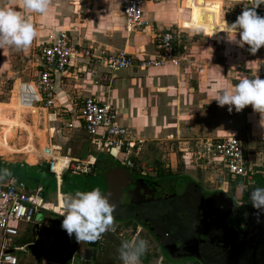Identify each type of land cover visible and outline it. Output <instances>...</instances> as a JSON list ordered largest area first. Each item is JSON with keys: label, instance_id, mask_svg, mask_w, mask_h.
I'll use <instances>...</instances> for the list:
<instances>
[{"label": "crops", "instance_id": "0c3cea01", "mask_svg": "<svg viewBox=\"0 0 264 264\" xmlns=\"http://www.w3.org/2000/svg\"><path fill=\"white\" fill-rule=\"evenodd\" d=\"M125 1L126 0H94L91 2L90 6L87 8L89 15H87L84 23V25L88 27L90 33L88 31H83L80 35V29L76 28L75 35L78 37H75L72 33L74 42L77 43V45L80 44L91 47L97 54L101 51L116 53L119 50H127L132 52L137 59L147 58L148 56L156 54L157 47L155 37L162 31L156 33L155 29H152V25L156 26V28L161 27L160 15L163 14L162 11L168 3L147 0L144 10L148 27L129 31L126 26L123 25L126 22L123 12ZM205 2L206 0L185 1V4L191 9V16L189 21L184 22V25L191 27L193 18L199 22L201 16L206 15L208 17L207 21L201 24V28L206 34L210 35L212 39L216 40L217 48H220V44L223 45L222 34L221 32H216L214 34V31L218 30L216 29L217 25H222L219 24L220 20L225 22L226 25L228 22L223 20L222 11L219 20L214 11L203 6ZM215 2L220 3V9L222 10L223 1L215 0ZM150 3L155 5V9L151 12H149V8H147ZM76 11H74L73 15L77 18L78 15L76 14L78 13ZM226 25L222 26L226 28ZM212 27L213 34H211ZM182 42H184V35ZM181 54L179 51L178 65L169 62L163 67H151L148 69L133 66L124 68L113 74H107L104 65H100L96 60L75 59L69 68L67 77L64 78V82L57 89L58 103L63 108L71 109L75 107L76 103L82 99L83 96L88 95H94L104 102L112 103L119 113L120 122L132 128L133 135L137 139L138 145L144 148V153L146 150L152 153L151 149H153L159 141L164 140L168 142H177L182 145L188 143L192 138L199 137L264 134V126L260 124V114L254 112L251 105L246 106L239 112H237L235 108L229 111L227 105L219 106L218 103L213 100L223 86H231L239 81H235L229 77V74H234V67H231L232 71H230V69L226 71L224 65L220 66L219 64L211 65L209 63L205 65L200 63L188 65L182 63L185 57H183L184 54ZM196 57L198 56H192L190 58L193 59ZM205 70L207 71V75L199 73L205 72ZM190 71L199 73L198 76L195 77V81H191L194 76L189 75ZM225 72H229L227 73L229 79L224 75ZM83 74L85 75L84 77L82 76ZM255 77H258V75L250 71L245 72L242 76V78L249 79ZM261 79H264V77ZM19 84L20 80L18 79L17 86H19ZM37 110L39 109L35 106L23 104L16 95L12 96L10 102L0 101V169H20L25 166L24 164H27L29 168L33 169L41 166L42 169L38 168L35 171L30 170L29 173H32V175L40 174L42 178L49 177L48 173L46 174L44 172L45 169L43 167L45 166H43V164L40 165L43 161H41L42 158H40L39 155H51L52 147L47 143L45 132L39 130L35 126L33 127L25 120V115L27 113L32 112L36 114ZM52 111H48L47 113L51 118H54ZM209 117H211V119L217 118L216 122L206 124V120L210 119ZM55 129H58V125H55ZM24 132H27V136L24 135ZM52 132H54L53 128ZM187 133H189L190 136H186ZM78 135L80 138L79 140L77 139V153L63 158H72L76 160L77 157L83 156V153L86 149L88 151L89 147L91 154L89 153L85 158L79 157L78 161H89L93 164L96 159L95 153L98 152L93 151L94 149L90 146L89 139L86 138L88 136ZM16 138H18V140H16ZM37 139L39 140L40 147L35 145ZM66 139H69V136L65 137V140ZM177 139H181V141ZM11 141L18 142L13 145ZM68 143L66 146L69 149L72 143L69 145ZM74 144L75 143H73V145ZM104 153L105 152H101L100 154L103 155ZM113 153L109 152L108 154L113 156ZM17 154H24L27 157L23 159ZM12 156H14V159L11 158ZM4 157L7 158V160H5ZM151 157H153V155H151ZM62 164V160L59 159L55 167V170L58 171L60 182H62V172L60 171ZM45 168L47 169V167ZM95 170H97L96 167ZM10 178L19 179L17 178V174L14 173H11L9 179ZM39 188L42 189V195L45 199L46 197L44 195H46L45 191H47L48 187L39 184L37 189ZM63 197L64 194L59 191L56 204L47 202V207L51 209L50 212H54V220L52 222L56 223L58 221V226L47 227L45 229V235L41 234L42 236L40 237V234L37 235L31 230L32 234L36 235L35 238L28 239L26 242H31L19 246L28 245L30 249L31 244H36L37 248L40 241H47V238L52 237L51 231L54 228L57 232H60V235L65 232L67 233V231L62 228L63 216L55 213H60L62 211L61 207L55 208L50 206V204H60ZM42 229L40 233H42ZM28 230L29 229H27V231ZM27 235L29 234L27 233ZM26 236L23 234L20 235L19 238L22 239ZM64 242L68 243V238L64 239ZM20 258L19 264H22V257ZM32 258L33 257H29L27 261H31Z\"/></svg>", "mask_w": 264, "mask_h": 264}, {"label": "rangeland", "instance_id": "374dc122", "mask_svg": "<svg viewBox=\"0 0 264 264\" xmlns=\"http://www.w3.org/2000/svg\"><path fill=\"white\" fill-rule=\"evenodd\" d=\"M93 1L94 0H49L50 7L46 16L41 17L39 14H31L28 16L38 32V36L36 39H34L31 46L27 49L22 50H17L13 47H5L4 50L0 49V101H11L12 96H14V93L12 91L14 90L18 79L20 81H29L34 77V74L38 70L40 47L45 41L50 40L58 32L64 30L73 33V35H75L76 28L80 29V35L81 33H83V31L89 32L88 27L84 25V23L86 21L87 15H89L87 8ZM154 1H157L159 3L166 2L168 4L163 9V14L160 15V21L162 23L161 27L156 28V26L151 24L153 26L152 29H155L156 33L161 31H173L174 29L175 31L181 30L184 35V42L181 44V47H179V51L180 54L182 52L181 55L184 54L183 57L187 59L184 58L182 63L188 65L200 63L205 65L209 63L211 65L219 64L220 66L224 65L226 71L228 69L232 71L231 67H234V74H229V77H231L235 81L242 79L243 74L248 71L258 75L261 78L264 77V47H261L255 54H252L250 51H248L247 46H245L244 48H240L236 44L228 42L226 39L227 34L221 32L223 37V45L220 44V48H217L216 40L212 39L211 36L206 34L203 30L199 32L193 31L190 26L184 25V22L189 21L191 16V9L185 4L186 0ZM222 1V10L220 9V3L215 2V0H206L203 6L214 11L219 20L222 11L223 20H226L229 24L234 22L237 16L243 11L245 5L250 6L251 2V0ZM19 5L20 0H0V7L10 6L15 8L17 11H22ZM148 5L149 6L147 8H149V12L155 9V5H153L152 3ZM263 7L264 5H261L256 9L257 13L261 16H264ZM74 11L78 13L76 14L78 15L77 18L73 15ZM219 24L226 25V23L222 22L221 20ZM123 25L126 26V22ZM211 34H213V27ZM75 37L78 36L75 35ZM192 56L198 57L191 59L190 57ZM199 73L207 75L206 70L205 72ZM199 73L190 71L189 75L194 76L191 81H195V77H197ZM227 73L225 72L224 75L227 76ZM82 76L84 77L85 75L83 74ZM229 77L227 76V79H229ZM47 112V110L39 109L37 110L36 114L32 112L27 113L25 115V120L28 124L32 125L33 127L35 126L39 130L45 132L47 143L51 147L53 145H61V150L59 151L60 153L68 155L76 154L78 148L77 139L79 140L80 138L78 134H84L81 132H73V130H69L68 127H64L65 124L63 125L61 119H59L57 122H53V118H51V116ZM209 118L210 119L206 120V124L215 123L217 120V118ZM55 125H58L57 130L55 129ZM52 128L54 129V132H52ZM24 135L27 136V132H24ZM247 135L249 134H242L240 136ZM255 135L256 138L252 139L251 137L248 141L249 144L247 150V153L251 155L253 165L252 178H232L226 175H220L217 172H202L189 158V153H187L188 156L186 155V157H184L183 153H181L182 149H184L187 145H181L177 142H168L164 140L159 141V143L156 144L153 149H151L152 153H150V151L148 150H146V152L144 153V148L141 147L139 153L137 155L133 154L134 158H131L132 162H134L133 166H124L114 155L112 156L111 154H106L100 162L99 167L96 168L97 170H95V166L89 172L91 173L93 170L91 174L87 175V173H82L81 175L84 176L83 181L77 179V181H73V185H76V187L80 189V191H88L97 187L101 189L102 187L106 186L107 182H111V188L114 184L112 182L117 181V177L112 176L113 167L117 168V170L119 171L124 170L126 172L127 170L125 168H127L136 175L145 174L146 176H148L150 174H155L156 176L159 175L163 177L168 175L187 176L199 181L208 190L220 191V189H218V185H223L225 191H221L228 193L229 196L233 197L236 203L240 205V207H243V210H246L252 206L249 197V193L251 192V190L256 187H264V134L260 135L258 133ZM67 136H69V139L65 140V137ZM186 136H190L189 133H187ZM16 140H18V138H16ZM67 140L69 141V143ZM17 142L11 141V144H17ZM67 143L68 145L72 143L71 148H67ZM73 143L75 144L73 145ZM35 145L37 147H40L38 139L35 141ZM93 151L98 152L95 153L96 158H98L97 156L101 157V152H106L98 151L95 149ZM89 153L90 149L88 147V151L86 149L83 153V156L79 157L85 158ZM17 155H20V157L23 159H26L27 157L24 154ZM151 155H153V157H151ZM14 156H12L11 158L14 159ZM79 157H77L76 160H79ZM4 159L7 160V158L5 157ZM41 161L43 162H41L40 165L47 162L46 159H42ZM24 165L25 166L21 167L20 169H7L11 173L17 174V178H19L18 180L24 183V186L29 193H36L39 184H42L44 187H48L47 191L44 190L46 194L44 196L46 197V202H52L53 204L57 203V194L59 193V191L62 192L64 196L67 194L65 193L67 187L64 188L63 186V183H65L64 178L68 182L72 179L74 180V176H77V174L69 170L63 176L62 182H60V178L57 179L56 176L50 173L45 167L43 168L48 173L49 177L42 178V175L40 174L32 175V173H29L30 170L35 171L38 168L42 169L41 166L33 169L29 168L27 164ZM8 180L9 177L5 178L2 181L4 182ZM220 180H222V182ZM53 204H50V206L55 208H59V206L61 207V203L58 205ZM40 212L44 214L43 218L45 217V223H50L53 227L58 226V221L56 223L52 222L54 220V212ZM55 213L59 214L58 212ZM22 228L23 230L21 231L20 235L24 234L26 236L27 233L29 235L22 239L19 237L15 238L16 246H19L24 243V241L33 239L36 236V233L32 234L31 232V230H33V226L31 224L25 223L22 225ZM46 228L47 227H43L42 233H40L39 237L45 235ZM27 229H29L30 232L29 230L27 231ZM51 232L52 237L47 238V241H40L35 250H31L28 248L26 251L16 252L18 257H22V264H84L83 259H80L81 254L76 256V258H73V256H71L72 252L75 250L83 254L81 246L85 244L84 241L79 242L77 241L76 237L73 238V235L69 236L66 232L60 235V232H57L55 228L52 229ZM118 233L119 236H122V241L138 237L135 233L134 235L128 234V232L124 230H119ZM141 235L142 234L139 235V238L141 237ZM67 238L69 240L68 243L64 242V239ZM2 241L3 239L0 236V249ZM106 251L110 255L113 253L112 248L109 247ZM149 254L150 256L155 257L153 259L150 258L151 263L149 264H161L160 262L162 261V259H160V253L158 252L156 245L148 242L147 250L142 257L145 258ZM20 257L19 259H21ZM29 257H33L31 261H27L29 260ZM199 262L200 261L195 262V260H189L184 264H200ZM118 264H122V262H119Z\"/></svg>", "mask_w": 264, "mask_h": 264}, {"label": "built area", "instance_id": "2783aa9c", "mask_svg": "<svg viewBox=\"0 0 264 264\" xmlns=\"http://www.w3.org/2000/svg\"><path fill=\"white\" fill-rule=\"evenodd\" d=\"M146 1H125L123 12L129 31L148 27L144 10ZM155 40L156 54L137 59L127 50H119L116 53L101 51L97 54L91 47L77 45L71 32L60 31L41 45L37 72L29 81H20L19 86L16 83L13 95L18 96L25 105L53 110V122L61 119L64 127L88 136L93 149L114 152L121 164L133 166L131 158H134L133 154L139 153L141 146L138 145L132 128L120 122L115 106L94 95H88L83 96L75 107L66 109L58 103L57 89L64 82L75 59L96 60L100 65H104L107 74L133 66L148 69L160 68L169 62L178 65L179 47L183 43L182 31H162L156 35ZM251 137L256 138V135L192 138L185 144L187 146L181 153L184 157L189 153V158L202 172H217L232 178H252L253 165L251 155L247 153ZM60 150L61 145H53L51 155H39L40 158L47 160L48 171L57 179L59 174L55 167L59 159L64 164L60 167L61 176L69 170L75 174L91 171L92 163L72 158L65 159L63 157H68V154L60 153ZM40 211H51L47 207L41 188L37 189L36 193H29L24 183L15 178L0 181V236L3 239L0 264H19L16 252L28 249V245L16 246L14 242L15 238L20 236L23 224H31L37 235L43 227L51 226L50 223H45V217L39 220Z\"/></svg>", "mask_w": 264, "mask_h": 264}, {"label": "flooded vegetation", "instance_id": "af4514ba", "mask_svg": "<svg viewBox=\"0 0 264 264\" xmlns=\"http://www.w3.org/2000/svg\"><path fill=\"white\" fill-rule=\"evenodd\" d=\"M109 152L106 151L104 154ZM104 154L101 157L97 156L98 158L94 160L91 169L95 166L96 168L99 167ZM113 169L117 168L113 167ZM125 169L130 176L127 178V183L121 181L123 191L127 186L134 190L137 187L141 189L147 184L160 185L165 180H182L184 178L185 181L183 182L185 183H183L182 188L187 191L184 190L180 195H171L166 199H158L159 197L155 196L150 198L140 196L138 204L132 206L129 210L127 206L121 207L117 200L118 196L115 197L114 187H116V183L114 182L113 187L110 188L106 181V186L100 190L102 193L107 194L110 201L116 206L113 213L112 229L102 234L97 247H90L85 242L81 246L83 254L75 250L71 255L73 258L81 254L80 259H83L84 264H118L121 262L118 249L122 242V236H119L118 231L124 230L128 234L134 235L135 233L138 237L142 234L143 239L156 245L160 253V259H162L161 264H184L189 260L200 261V264L206 263L202 259L215 260L218 264H264V222L257 223L256 215L250 214L252 206L243 210V207H240L233 197L221 191L224 190L223 185H218L220 191H212L190 177H188L189 179L186 176L179 175L151 177L152 174L148 176L145 174L136 175L127 168ZM81 174V172L77 173L74 180L68 182L64 178L65 183H63V186L64 188L67 187L65 193L75 194L76 191H80L76 185H73V181H77V179L83 181L84 176ZM136 180H139L138 184L134 183ZM196 183L213 194L212 202H209L210 206L213 205L211 212L204 213V211H201L199 206H203V203L199 198L193 197L192 193L190 194L189 190L194 193L192 186ZM163 216L164 220L170 218L171 221H164L166 223L164 224L162 222ZM262 220H264V217H262ZM200 221L204 225V231L208 235L210 243L216 248H213V253L207 252L206 258L205 255H193V253L189 254L183 250L188 244L191 245L197 242L196 228ZM148 222H153L154 225L150 224L149 226ZM108 247L113 250L111 255L106 251ZM150 258L155 257L150 256V254L145 258L141 257V264L151 263Z\"/></svg>", "mask_w": 264, "mask_h": 264}, {"label": "clouds", "instance_id": "9594fccd", "mask_svg": "<svg viewBox=\"0 0 264 264\" xmlns=\"http://www.w3.org/2000/svg\"><path fill=\"white\" fill-rule=\"evenodd\" d=\"M264 5V0H251L250 6L245 5L241 14L234 22L216 32L226 33V39L240 48L247 46L248 51L255 54L264 47V16L257 13L256 9ZM17 11L10 6L0 7V49L13 47L17 50L27 49L31 46L38 32L28 18L31 14L41 17L49 11V0H20ZM27 14V15H26ZM207 16L202 15L198 22L195 18L191 21L193 31H201V24L207 21ZM219 106H228L237 112L251 105L254 112L260 114V124L264 126V79L242 78L234 85L223 86L213 99ZM11 176L8 169H0V181ZM250 203L257 210L256 221L262 223L264 217V187H256L249 193ZM64 217L62 228L69 236L75 235L77 241L95 242L100 236L112 229L113 213L116 210L114 203L100 188L88 191H76L75 194H66L61 202ZM148 247L147 240L133 238L123 240L118 249L122 264H141V257Z\"/></svg>", "mask_w": 264, "mask_h": 264}, {"label": "water", "instance_id": "95a60500", "mask_svg": "<svg viewBox=\"0 0 264 264\" xmlns=\"http://www.w3.org/2000/svg\"><path fill=\"white\" fill-rule=\"evenodd\" d=\"M43 166L48 168V163L45 162L43 163ZM45 173L47 174V172L45 171ZM67 173V171H65L61 178H63V176ZM112 176L113 177H117L116 179H118L117 181H113L112 183H116V187H114L115 189V197L118 196L117 200L119 201V204L121 207H126L130 210L132 208V206L137 205L138 204V199L140 198V196H142L143 198H150V197H159L158 199H166L171 195L176 196L180 195L181 192H184V190H186L185 188H182L183 186V181H185L184 179H172V180H165L164 182H162L160 185H149L147 184L146 186H143L141 189H138V187L136 189H131L129 186H127L125 188V190L123 191L121 188V181H125L127 183V178L128 176H130V174L124 170H117V169H113L112 170ZM155 174H152L151 177H155ZM124 178V179H123ZM186 178H188L186 176ZM189 179V178H188ZM143 181V180H142ZM142 181H140V183H142ZM145 181V180H144ZM135 184L139 183V180H136L134 182ZM149 183V182H148ZM109 186L111 185V182L108 183ZM193 191H190V194L192 193L193 197H196L200 199V201L203 203V206H199V209L201 211L205 212H211V208L212 206H210L211 202H212V193L206 191L205 189H203L200 185H198L197 183L194 184L193 186ZM187 191V190H186ZM210 202V203H209ZM179 209V208H177ZM257 212L256 209L252 208L250 214L255 215ZM206 215V214H204ZM203 215V217H204ZM43 216L44 214L42 212H40L38 214V218L39 220H43ZM55 217H58L57 215H54ZM163 220L162 222H170L171 219L168 218V220H164V216L162 217ZM203 221V220H202ZM202 221H200L199 225H197V242L199 243H194V244H188V246L186 248H184L183 250L188 252L189 254L193 255H199V256H204L206 258V255L209 253H213V245L210 243V240L208 238V235L206 234V232L204 231V225L202 223ZM149 226L150 224L154 225L153 222H148L147 223ZM166 224V223H164ZM170 225V224H169ZM102 236V235H101ZM100 236V238H101ZM100 238L95 241V242H87L88 245L90 247H97L98 246V242L100 241ZM194 245V246H193ZM36 248V244H31L30 245V249H35ZM216 249V248H215ZM200 250V251H199ZM203 250V251H202ZM205 251V253H204ZM217 251V250H216ZM203 262H206L207 264H218L215 262V260H211V259H202ZM204 263V264H206Z\"/></svg>", "mask_w": 264, "mask_h": 264}, {"label": "bare ground", "instance_id": "6f19581e", "mask_svg": "<svg viewBox=\"0 0 264 264\" xmlns=\"http://www.w3.org/2000/svg\"><path fill=\"white\" fill-rule=\"evenodd\" d=\"M233 1H237V0H233ZM240 1V0H239ZM216 29H218V30H220V29H224V26H222V25H217L216 26Z\"/></svg>", "mask_w": 264, "mask_h": 264}, {"label": "trees", "instance_id": "16d2710c", "mask_svg": "<svg viewBox=\"0 0 264 264\" xmlns=\"http://www.w3.org/2000/svg\"><path fill=\"white\" fill-rule=\"evenodd\" d=\"M75 237V235H73V238ZM28 242H31V241H24V243H22V244H27ZM69 250H70V247H69ZM122 262V261H121Z\"/></svg>", "mask_w": 264, "mask_h": 264}]
</instances>
